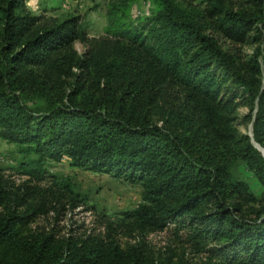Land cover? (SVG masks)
Instances as JSON below:
<instances>
[{
    "label": "trees",
    "instance_id": "trees-1",
    "mask_svg": "<svg viewBox=\"0 0 264 264\" xmlns=\"http://www.w3.org/2000/svg\"><path fill=\"white\" fill-rule=\"evenodd\" d=\"M26 1L0 0V138L34 156L19 163L22 193L0 177V264H190L115 238L165 229L201 264H264V157L251 142L264 149V0H152L140 27L115 17L99 38L79 16L57 21ZM215 34L255 44L246 69ZM63 157L140 185L141 203L105 232L31 231L52 186L74 199L43 166ZM46 177L52 186L28 184Z\"/></svg>",
    "mask_w": 264,
    "mask_h": 264
},
{
    "label": "rangeland",
    "instance_id": "rangeland-1",
    "mask_svg": "<svg viewBox=\"0 0 264 264\" xmlns=\"http://www.w3.org/2000/svg\"><path fill=\"white\" fill-rule=\"evenodd\" d=\"M26 5L33 13L43 14L57 21L69 16H79L86 24L88 36L94 38L104 37L106 29L115 17H120V21L124 23L140 27L145 17L150 16L154 10L152 0H27ZM215 37L222 49L232 54L238 65L246 69L255 44L233 43L216 34ZM73 46L78 54L83 53L86 48L79 42H75ZM177 91L176 88L171 90L167 94L168 100L177 95ZM247 112L245 106L238 108L240 115ZM240 130L246 132L247 127L240 126ZM255 146L264 157V149L256 143ZM33 157L32 154L19 152L15 144L0 138V177L12 184V191L22 193V184L28 181V177L19 171V163ZM43 166L58 182L68 181L76 196L72 195L73 200H69L71 196L60 198L58 194L62 190H59L58 186H52L51 177L38 182L30 181L29 185H39L43 188L52 186L55 191L54 195L50 194L46 198L38 197L39 203L46 204L48 213L35 218L29 225L31 231L54 230L64 237L105 232V223H115L121 217V212L135 208L142 201L140 185L113 178L106 173L77 168L70 164L67 157L59 161L46 160ZM237 172L256 195L262 192L263 187L243 165H238ZM23 210V207L19 208V211ZM115 238L122 246L139 243L156 258L165 259L174 253L187 259L190 264H201L204 261L202 255L190 251L184 236H176L170 229L159 232L145 231L135 233L134 236L118 234Z\"/></svg>",
    "mask_w": 264,
    "mask_h": 264
},
{
    "label": "water",
    "instance_id": "water-1",
    "mask_svg": "<svg viewBox=\"0 0 264 264\" xmlns=\"http://www.w3.org/2000/svg\"><path fill=\"white\" fill-rule=\"evenodd\" d=\"M248 135L250 137H252V134H251V126H249V131H248ZM251 142L254 143L253 139L251 138ZM254 145V144H253ZM255 147V146H254Z\"/></svg>",
    "mask_w": 264,
    "mask_h": 264
},
{
    "label": "bare ground",
    "instance_id": "bare-ground-1",
    "mask_svg": "<svg viewBox=\"0 0 264 264\" xmlns=\"http://www.w3.org/2000/svg\"><path fill=\"white\" fill-rule=\"evenodd\" d=\"M254 144V146H255V142L253 143ZM256 147V146H255Z\"/></svg>",
    "mask_w": 264,
    "mask_h": 264
}]
</instances>
